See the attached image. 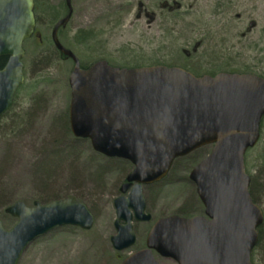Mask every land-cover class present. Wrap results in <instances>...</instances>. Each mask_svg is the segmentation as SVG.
<instances>
[{
    "label": "rangeland",
    "instance_id": "1",
    "mask_svg": "<svg viewBox=\"0 0 264 264\" xmlns=\"http://www.w3.org/2000/svg\"><path fill=\"white\" fill-rule=\"evenodd\" d=\"M73 5L61 41L82 65L106 59L115 66L164 64L198 74L236 71L264 77V0H73ZM38 11L36 34L23 42L24 83L0 118V221L6 229L16 223L5 208L18 200L31 206L73 197L92 212V227H57L32 241L17 264H119L144 246L152 221L133 223L136 242L131 247H112L113 201L131 164L106 157L88 139L72 135V61L56 53L50 36L58 4ZM209 150L207 145L195 159H176L167 177L145 190L153 219L203 213L188 174ZM245 165L250 175L260 176L255 195L264 215V116ZM259 235L253 264H264V220ZM155 256L161 264H175Z\"/></svg>",
    "mask_w": 264,
    "mask_h": 264
},
{
    "label": "water",
    "instance_id": "2",
    "mask_svg": "<svg viewBox=\"0 0 264 264\" xmlns=\"http://www.w3.org/2000/svg\"><path fill=\"white\" fill-rule=\"evenodd\" d=\"M33 6V0H0V59L6 57L0 67V116L24 82L22 43L35 29ZM70 14L69 8L54 24L51 39L73 62L68 77L71 133L88 139L94 151L132 164L113 201L116 233L110 243L115 250L134 245L133 220L151 219L142 185L162 179L174 159L212 146L189 174L204 214L156 219L145 247L120 264H160L154 252L177 264H253L263 213L249 192L245 152L260 136L264 78L237 72L196 76L166 65L118 67L105 59L83 68L57 36ZM5 212L16 223L6 229L0 221V264H17L33 240L57 227L88 230L94 222L87 205L73 197L31 206L18 200Z\"/></svg>",
    "mask_w": 264,
    "mask_h": 264
},
{
    "label": "flooded vegetation",
    "instance_id": "3",
    "mask_svg": "<svg viewBox=\"0 0 264 264\" xmlns=\"http://www.w3.org/2000/svg\"><path fill=\"white\" fill-rule=\"evenodd\" d=\"M33 3H34V13H35V18H36V24H37V22H38V13H39V11H38V9H40V7L43 9V8H45V5H47V4H49V3H56V4H58V8H59V13L57 14V18H56V20H54L53 21V23H52V28H53V26H54V24L58 21V20H60L61 18H63L67 13H68V11H69V8L71 9V14H70V18H69V20L64 24V25H61V26H59L58 27V30H57V36H58V38H59V40L61 41V34H62V32H63V30L64 29H66V27H67V24L69 23V21L71 20V18H72V16H73V12H74V5H73V0H70V5H68L67 4V2H66V0H33ZM37 26V25H36ZM52 28H51V31H52ZM36 30H37V28H36ZM35 35V34H34ZM33 35V36H34ZM32 36V37H33ZM52 41V40H51ZM61 43H62V41H61ZM63 44V43H62ZM64 45V44H63ZM65 46V45H64ZM65 47H67V46H65ZM58 53H60L59 51H58ZM59 56H61V57H64V58H67V59H70V58H68V57H65L63 54H59ZM71 60V59H70ZM14 102V101H13ZM199 149H201V148H199ZM199 149H196V150H194V151H192V152H190L189 154H187L186 156H183V157H181V158H183V159H186V158H192V159H195L196 157H197V155H198V152H200L199 151ZM208 153V152H207ZM206 153V154H207ZM206 154L204 155V156H201L194 164H193V166L195 165V164H197L203 157H205L206 156ZM186 157V158H185ZM181 158H178V160L179 159H181ZM182 163H183V160H182ZM181 163V164H182ZM174 164V163H173ZM173 166V165H172ZM192 166V167H193ZM192 167H191V169H192ZM172 168V167H171ZM191 169H190V171H191ZM171 170V169H170ZM190 171H189V173H190ZM188 176H189V174H188ZM188 180L190 181V182H192L189 178H188ZM124 181H125V178H124ZM123 181V182H124ZM155 183H157V182H154V183H152V184H149V185H144L143 186V194H144V197H145V190H147V189H150L151 187H152V185H154ZM193 183V182H192ZM194 184V183H193ZM145 201H146V198H145ZM147 201H146V208H145V211H146V213H149L148 211H147ZM152 216V215H151ZM149 221H152V223H151V225H150V227H149V229L147 230V233H146V236H147V234H148V232H149V230H150V228H151V226H152V224H153V222H154V219L153 218H151V220H149ZM149 221H147V222H149ZM132 229H133V231H134V225H133V227H132ZM135 233V232H134ZM146 236H145V238H146Z\"/></svg>",
    "mask_w": 264,
    "mask_h": 264
},
{
    "label": "trees",
    "instance_id": "4",
    "mask_svg": "<svg viewBox=\"0 0 264 264\" xmlns=\"http://www.w3.org/2000/svg\"><path fill=\"white\" fill-rule=\"evenodd\" d=\"M84 37H87V36L84 35ZM44 43H45V40L42 37V40L40 41L39 44L42 45ZM55 51H56V53L58 55L60 54V53H58L57 49H55ZM5 61H6V58L5 57H3V58L0 59V67L3 66V64L5 63ZM88 65L83 64L82 67H87ZM125 67H138V66H125ZM259 178H260V176H258V175H250L249 190H250V194H251V197H252L253 201L256 202V203H257V200H256V195H255V187L257 186L256 183H258ZM258 232H259V230H258ZM258 240H259V238H258Z\"/></svg>",
    "mask_w": 264,
    "mask_h": 264
}]
</instances>
